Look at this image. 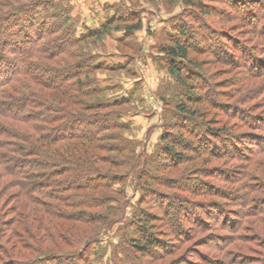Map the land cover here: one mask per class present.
Wrapping results in <instances>:
<instances>
[{
    "label": "rangeland",
    "instance_id": "1",
    "mask_svg": "<svg viewBox=\"0 0 264 264\" xmlns=\"http://www.w3.org/2000/svg\"><path fill=\"white\" fill-rule=\"evenodd\" d=\"M41 2L38 11L46 12L39 27L45 31L65 25L82 38L113 22V31L102 40L93 37L72 50L81 58L60 56L53 65H96L91 77L104 89V99L80 95L77 100L89 107L119 105L87 115L120 116L124 129L105 135L122 137L127 151L119 156L110 149L120 144L104 141L97 154L118 166L108 167L107 175L114 176L109 189L96 193L120 202H109L94 214L61 211L77 217L1 215L0 264H14L9 259L18 255L24 261L16 264H36L40 256L53 257L47 253L61 264H74L77 256L87 264H264L262 143L234 146L229 136L209 134L247 133L243 121L250 118L264 129V0H198L195 8L187 0ZM78 11L90 16L86 20L95 16L97 23L84 25L75 16ZM138 23L141 29L132 31ZM175 40L190 52L182 64L164 52ZM171 64L179 66L181 78L169 73ZM19 130L34 132L31 126ZM167 139L176 153L164 148ZM253 150L260 153L252 160ZM130 158L137 162L136 174L120 167ZM243 170L255 184L254 194L246 192L252 202L237 199L243 193L237 177L245 178L237 173ZM253 205V216L246 217ZM6 207L14 208L10 200ZM145 212L155 216L148 224L142 220ZM144 238L157 241L147 256L125 246Z\"/></svg>",
    "mask_w": 264,
    "mask_h": 264
},
{
    "label": "trees",
    "instance_id": "2",
    "mask_svg": "<svg viewBox=\"0 0 264 264\" xmlns=\"http://www.w3.org/2000/svg\"><path fill=\"white\" fill-rule=\"evenodd\" d=\"M187 4L195 8L198 0H187ZM43 5L41 0H0V217L6 214L9 217H25V214L27 217H42V212L47 217H77L61 211L75 208L83 214H94L109 202H120L110 199L107 193L100 197L96 194L110 187L108 181L114 176L107 175L108 167L118 166L97 154L101 149L104 150V141L118 142L120 146L110 149V152L119 156L127 151L122 137L109 139L105 135L112 129H124L118 123L120 116L114 113L87 115L93 109L109 110L119 105H104L102 102L103 105L89 107L77 100L76 96L80 95L85 98L92 95L103 97L104 89L98 88L91 77L96 65L90 67L81 62L66 67H61L66 62H58L59 66L53 65L60 56L74 58L72 50L85 40L93 37L102 40L113 31V22L108 20L98 30H88L82 38H76L71 28L65 25L50 26L45 31L44 25L39 27V18L46 10L39 12L38 8ZM141 27V23H138L132 31H138ZM164 52L179 64L186 62L190 53L186 44L176 40ZM75 58L81 57L76 54ZM62 72L69 75L61 77ZM169 73L181 78V69L176 64H171ZM92 86L96 88L89 89ZM180 110L188 112L184 106ZM243 122L244 127H248L247 133L238 136L209 134L216 138L229 136L234 146H240L241 142L245 143L243 146H248V142L259 147V143H262L261 150L264 152V129H261V123H252L251 118ZM19 126H31L34 132L25 134L19 130ZM167 143L168 139L164 148L169 154L176 153ZM259 153L253 150L252 160ZM64 155L70 157L65 158ZM136 163L135 158H130L120 167L136 174ZM237 174L245 176L244 179L237 177L238 189L243 192L237 199L252 202L253 197H248L246 192L254 194L255 184L249 183L251 177L244 170ZM116 178L120 180L122 177ZM119 196L123 197L121 194ZM9 200L14 208L7 210L6 203ZM29 205L36 209H31ZM253 207H248L244 212L246 217L253 216ZM119 212L122 211L118 208L115 216ZM146 213H143V221L155 217ZM83 214L79 213V217H84ZM12 235L15 240L20 238V235L16 237L15 232ZM155 240L144 238L134 242L130 239L124 243L127 249L132 247L140 255L147 256V250L155 247ZM47 255L53 257L40 259V256L35 263L50 264L57 260L56 264H61L54 253ZM18 256L20 259L10 258V262L24 261L23 256ZM83 263L87 264L88 261L77 256L74 264Z\"/></svg>",
    "mask_w": 264,
    "mask_h": 264
},
{
    "label": "crops",
    "instance_id": "3",
    "mask_svg": "<svg viewBox=\"0 0 264 264\" xmlns=\"http://www.w3.org/2000/svg\"><path fill=\"white\" fill-rule=\"evenodd\" d=\"M76 14H75V16H78L80 18V20H81V23H83L84 25H88L90 23L89 26H92L95 23H97V19H96L95 16H92L91 20L88 19L89 20L88 21V20H86V18H89L90 17L89 15L85 16L84 13H82L81 11H78Z\"/></svg>",
    "mask_w": 264,
    "mask_h": 264
}]
</instances>
